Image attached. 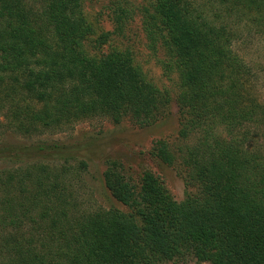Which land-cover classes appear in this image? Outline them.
Returning a JSON list of instances; mask_svg holds the SVG:
<instances>
[{
  "label": "trees",
  "instance_id": "trees-1",
  "mask_svg": "<svg viewBox=\"0 0 264 264\" xmlns=\"http://www.w3.org/2000/svg\"><path fill=\"white\" fill-rule=\"evenodd\" d=\"M141 11L150 42L172 46L165 66L177 79L179 133L197 134L186 158L197 193L176 202L152 172L132 181L113 160L103 184L133 212L86 211L65 168L54 173L22 159L0 176V210L29 230L6 236V264H162L185 252L197 263L264 264V159L247 146L251 126L264 125V106L248 93L250 67L235 47L242 33L264 36V0H154L153 13ZM89 31L80 0H0V115L8 129L27 135L102 115L140 125L157 119L166 104L160 90L129 52L88 48L108 37L93 41ZM10 147L0 145V159L19 161L21 151ZM154 151L172 162L165 142Z\"/></svg>",
  "mask_w": 264,
  "mask_h": 264
},
{
  "label": "rangeland",
  "instance_id": "rangeland-1",
  "mask_svg": "<svg viewBox=\"0 0 264 264\" xmlns=\"http://www.w3.org/2000/svg\"><path fill=\"white\" fill-rule=\"evenodd\" d=\"M118 1L80 0L81 16L90 28L87 38L98 39L101 33L108 32L106 42L98 44L97 49L89 42L86 45L99 54L110 51H127L131 54L132 64L147 81L160 90L166 103L160 112L154 113L157 115L156 120L140 125L129 115L119 122H113L107 115H102L75 121L60 128L22 135L8 129L0 115V145L11 146L10 153L16 148L21 151L19 161L15 158L0 159V176L6 170L21 166L24 163L22 159L43 162L54 173L65 168L64 175L72 196L86 211L112 207L133 212L115 200L103 184V170L113 160L121 165L125 176L132 181L140 178L146 170L152 172L176 202L193 196L198 191V186L191 177L193 173L186 162L197 134L182 136L179 133L183 114L175 101L177 79L175 72L165 66L172 46H167L162 40L154 44L150 42L146 26L144 30L142 24L141 10L147 8L149 13H153L154 0H129L127 4ZM119 6L126 10L125 13L121 14V10L117 8ZM122 15L126 16L123 21ZM235 47L250 67L248 93L264 106V36L242 33ZM250 130L252 139L247 145L248 149L261 153L264 159V125L261 130L257 126H251ZM158 141L165 142V148L172 154L171 163L163 162L157 157L154 150ZM2 187L5 188L0 186ZM134 215L141 225L139 216ZM26 228V225L12 226L10 216L5 217L0 210V264H6L8 258L7 252L3 251L6 236L16 231L27 234L29 230ZM181 257L162 264H211L208 261L197 263L189 252Z\"/></svg>",
  "mask_w": 264,
  "mask_h": 264
}]
</instances>
